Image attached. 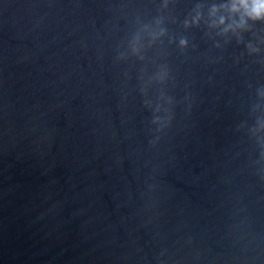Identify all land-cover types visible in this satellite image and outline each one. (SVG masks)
<instances>
[{"label":"water","instance_id":"95a60500","mask_svg":"<svg viewBox=\"0 0 264 264\" xmlns=\"http://www.w3.org/2000/svg\"><path fill=\"white\" fill-rule=\"evenodd\" d=\"M0 264H264V0H0Z\"/></svg>","mask_w":264,"mask_h":264}]
</instances>
